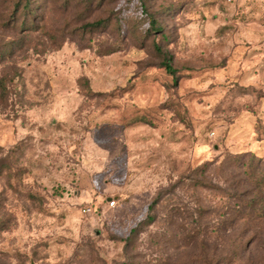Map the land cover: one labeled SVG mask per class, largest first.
Wrapping results in <instances>:
<instances>
[{"label": "rangeland", "instance_id": "obj_1", "mask_svg": "<svg viewBox=\"0 0 264 264\" xmlns=\"http://www.w3.org/2000/svg\"><path fill=\"white\" fill-rule=\"evenodd\" d=\"M15 2L0 264H264V0Z\"/></svg>", "mask_w": 264, "mask_h": 264}, {"label": "trees", "instance_id": "obj_2", "mask_svg": "<svg viewBox=\"0 0 264 264\" xmlns=\"http://www.w3.org/2000/svg\"><path fill=\"white\" fill-rule=\"evenodd\" d=\"M32 1L33 0H16V2L14 3V6L12 7V12L14 11L13 13H14V16H15L14 18H12L13 19L12 23H14L16 25V23L19 22V24L21 26L24 25L27 30L30 29L33 26L32 20H33L34 13H35L34 12L35 11L34 5L36 3L32 2ZM100 23H101V21L98 20V21H95V22H92V23H88V25L87 24L86 25L89 26V27H95V26L100 25ZM159 31H160V27L157 24L153 23L149 27V29L147 30V33H154V32H159ZM155 50L157 51V53L160 54L161 66H163L165 71H167L170 74H173L174 70H173V68L170 65L171 57L167 54V52L161 50V48H159L158 46H155ZM258 119H261V118L258 117ZM259 121L260 120H257V122L260 123L261 126H258V124H256V127H257L256 130H258V128H261V127L264 129V121H263V119H261L260 122ZM258 131H260V130H258ZM263 134H261L260 137L256 138V141L264 143V136H262ZM251 153L255 155V153H253V152H251ZM261 158H262V156H257L256 155L255 161H256L257 164L259 162H261ZM199 183H200L201 187H206L205 186L206 184H205L204 180L203 181L201 180ZM202 226H203V228H201L200 230H196L195 233L197 232V234H198V232H199L202 235V237L204 238V236L207 233H209V232L206 231L204 224H202ZM199 227H201L200 224H199Z\"/></svg>", "mask_w": 264, "mask_h": 264}, {"label": "built area", "instance_id": "obj_3", "mask_svg": "<svg viewBox=\"0 0 264 264\" xmlns=\"http://www.w3.org/2000/svg\"><path fill=\"white\" fill-rule=\"evenodd\" d=\"M107 203L109 206L112 207L115 205V199L107 200ZM88 211H90V207L87 206V207L82 208V212H88Z\"/></svg>", "mask_w": 264, "mask_h": 264}]
</instances>
